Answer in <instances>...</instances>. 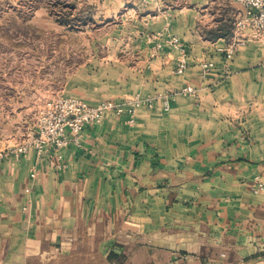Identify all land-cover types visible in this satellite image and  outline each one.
I'll use <instances>...</instances> for the list:
<instances>
[{"label":"crops","instance_id":"0c3cea01","mask_svg":"<svg viewBox=\"0 0 264 264\" xmlns=\"http://www.w3.org/2000/svg\"><path fill=\"white\" fill-rule=\"evenodd\" d=\"M132 6L115 42L163 70H128L140 77L124 96L197 95L143 107L134 124L111 112L79 144L0 159V264H264V35L241 32L227 60L234 0ZM171 35L189 58L181 75ZM208 59L215 68L202 70Z\"/></svg>","mask_w":264,"mask_h":264},{"label":"rangeland","instance_id":"374dc122","mask_svg":"<svg viewBox=\"0 0 264 264\" xmlns=\"http://www.w3.org/2000/svg\"><path fill=\"white\" fill-rule=\"evenodd\" d=\"M159 2L0 0V159L12 155L23 143H33L51 126L62 111L59 99H75L90 105L102 101L121 105L141 99L155 103L148 109H156L159 103L168 109L172 94L178 90L124 96L140 77L128 74V70L163 69L160 58H140L136 54L129 57L130 53H124L122 45L115 42L123 12H129L134 3ZM122 3L125 5L121 7ZM241 11L233 14V29ZM129 18L126 16L125 20ZM184 60L186 71L189 58ZM180 61L175 60V74ZM206 61L212 60L202 61V70ZM130 78L131 83L127 84ZM137 112L133 122L127 113L129 124L135 123ZM44 122L46 128L41 127ZM83 262L77 258L72 263Z\"/></svg>","mask_w":264,"mask_h":264},{"label":"built area","instance_id":"2783aa9c","mask_svg":"<svg viewBox=\"0 0 264 264\" xmlns=\"http://www.w3.org/2000/svg\"><path fill=\"white\" fill-rule=\"evenodd\" d=\"M241 6L242 11L234 22L235 37L231 44L225 49L227 60H231L237 48L244 45L247 41L241 36V32L250 30L254 35H264V0H236ZM162 35L158 34L155 37ZM165 43L173 46L181 51L180 63L176 68L177 74H182L186 69L187 53L184 51L180 43V38L176 35H171L166 39ZM164 45V42H159L158 47ZM215 68L214 61H206L203 64L205 71H210ZM181 94H197V90L193 86H187L180 91L174 92L171 99L176 98ZM58 103L62 107L61 114L56 117L48 128L44 122L41 124L45 131L40 133L39 138L33 140L34 142L23 143L16 147L12 155L16 159L28 152L32 146L36 149L38 154H42L46 146H54L58 149L66 148L71 143H80L86 127L100 123L109 112L116 114L128 113L131 115V122H133L134 115L141 107L153 108L155 103L151 100L136 99L127 104H117L111 101H102L96 105H90L75 99H59ZM168 105V103L166 102ZM168 107V106H167ZM264 190V182L258 181L254 187L255 193H260Z\"/></svg>","mask_w":264,"mask_h":264}]
</instances>
